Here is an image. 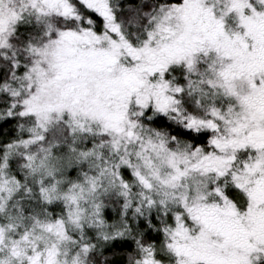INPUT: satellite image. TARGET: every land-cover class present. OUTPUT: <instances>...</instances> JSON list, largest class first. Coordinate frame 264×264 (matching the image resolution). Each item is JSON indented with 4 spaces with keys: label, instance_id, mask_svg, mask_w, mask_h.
I'll return each instance as SVG.
<instances>
[{
    "label": "snow or ice",
    "instance_id": "6c2138e0",
    "mask_svg": "<svg viewBox=\"0 0 264 264\" xmlns=\"http://www.w3.org/2000/svg\"><path fill=\"white\" fill-rule=\"evenodd\" d=\"M0 264H264V0H0Z\"/></svg>",
    "mask_w": 264,
    "mask_h": 264
}]
</instances>
